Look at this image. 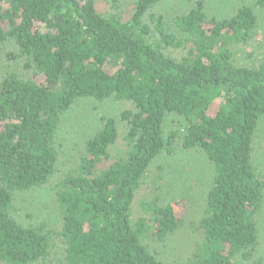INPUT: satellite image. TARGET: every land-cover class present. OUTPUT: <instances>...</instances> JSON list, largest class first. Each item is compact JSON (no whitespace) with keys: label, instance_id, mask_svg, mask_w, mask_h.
<instances>
[{"label":"trees","instance_id":"16d2710c","mask_svg":"<svg viewBox=\"0 0 264 264\" xmlns=\"http://www.w3.org/2000/svg\"><path fill=\"white\" fill-rule=\"evenodd\" d=\"M169 1L0 0V264H170L151 244L185 228L201 243L173 264H264L258 15ZM81 102L116 111L75 143L64 119ZM177 150L212 172L189 224L158 195L135 210ZM42 189L58 226L23 220L18 195Z\"/></svg>","mask_w":264,"mask_h":264},{"label":"rangeland","instance_id":"374dc122","mask_svg":"<svg viewBox=\"0 0 264 264\" xmlns=\"http://www.w3.org/2000/svg\"><path fill=\"white\" fill-rule=\"evenodd\" d=\"M208 9L218 15H225L236 6L247 4L252 7L259 18V32L264 38V10L257 5L258 0H207ZM184 0L167 2L168 7L185 6ZM262 39V38H261ZM258 45L254 44L256 50ZM0 51V67L2 56ZM104 105L94 108V104L81 102L77 104L65 117L64 125L67 132L65 139L77 143L84 136L92 133L95 123L101 114L109 115L108 111L115 112L116 107ZM259 156L264 160V135L259 140ZM120 146L122 143H119ZM211 167L205 156L197 151L177 150L171 157H163L152 168L147 186L137 196L135 210L140 212L141 203L151 200L158 195L163 203H173L177 215L184 216L187 223L197 220L204 208L206 191L210 187ZM154 180V181H153ZM159 190V191H158ZM183 205H175L177 202ZM17 206L21 211L25 223L45 221L55 226L60 224L59 208L55 197L49 189L37 190L27 194L18 195ZM201 239L190 228H185L164 243H152L151 246L158 251L160 258L167 263L184 262L197 249Z\"/></svg>","mask_w":264,"mask_h":264}]
</instances>
